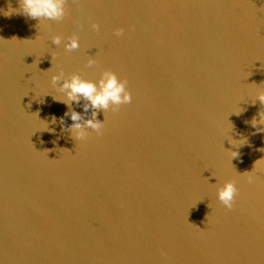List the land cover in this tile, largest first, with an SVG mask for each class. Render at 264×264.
Here are the masks:
<instances>
[{"label":"water","instance_id":"95a60500","mask_svg":"<svg viewBox=\"0 0 264 264\" xmlns=\"http://www.w3.org/2000/svg\"><path fill=\"white\" fill-rule=\"evenodd\" d=\"M9 7L0 0V264H264V161L254 183L242 176L264 159L250 124L264 111V0H66L62 21ZM109 69L132 102L75 142L51 77ZM229 180L231 210L217 198Z\"/></svg>","mask_w":264,"mask_h":264},{"label":"clouds","instance_id":"9594fccd","mask_svg":"<svg viewBox=\"0 0 264 264\" xmlns=\"http://www.w3.org/2000/svg\"><path fill=\"white\" fill-rule=\"evenodd\" d=\"M17 2L19 4V8L11 9V7H9V10L4 13L5 16H11L13 13H17L38 21L45 19L62 21L67 15L65 7L66 0H17ZM91 28L96 32L100 31V25L97 23H93ZM115 35L117 37L123 36L124 29L117 28L115 30ZM12 39L16 38L13 37ZM61 42L62 37L60 35L52 37L53 44L59 46ZM63 46L66 52H72L73 50L78 49L80 46L78 37L75 34L68 37ZM95 63V59L92 58H90L87 62L89 67ZM61 80H63V83L59 87L58 91L65 93L66 98L60 100L53 97V99L57 102L64 103L67 106L68 110L62 117L59 118V122L61 125H65V117H70L72 123L62 128V131L67 130L71 139L75 142L86 141L90 135L88 129H91L97 135L103 134L102 130L104 128V121L101 122L97 119L98 113L101 110L107 112L111 109L113 112H118L121 105L130 104L132 102V94L127 89L128 81L126 79H120L117 73L110 69L104 70L97 82L82 79L80 75L75 73L71 74L70 78H65L63 70H61L59 74L51 77L53 86ZM82 100L84 101L82 104L84 114L75 111L72 107L73 103L81 105ZM257 100L262 106H264V91L258 94L256 97V101ZM256 101L253 102V104H255ZM89 110H91L90 118L84 119L85 114H87ZM242 111L235 114L239 115ZM258 116L259 119L254 116L251 119L250 124L257 132H264V127H261L264 126V111H259ZM56 119L57 118L53 116L51 122L53 124L56 123ZM48 129L49 130L47 131L54 132V129H50L49 127ZM229 143L232 145L239 144V146H242L246 143V138L239 141L231 138ZM45 151L50 150L45 149ZM260 151H264V149H260ZM231 157L238 158L239 152L231 151ZM261 161H264V159L257 160L251 171H246L242 174L247 183L252 184L255 182V171L257 169V165L260 164ZM237 195L238 188L236 187L235 180L226 181L223 186L219 187L217 190V198L219 202L228 210L233 208ZM208 216L209 214L206 216V219ZM161 255H166V252L161 251Z\"/></svg>","mask_w":264,"mask_h":264}]
</instances>
